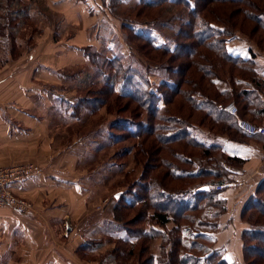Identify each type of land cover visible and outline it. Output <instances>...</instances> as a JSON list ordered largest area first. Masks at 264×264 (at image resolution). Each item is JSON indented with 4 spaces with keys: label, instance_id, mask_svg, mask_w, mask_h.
Returning a JSON list of instances; mask_svg holds the SVG:
<instances>
[{
    "label": "trees",
    "instance_id": "16d2710c",
    "mask_svg": "<svg viewBox=\"0 0 264 264\" xmlns=\"http://www.w3.org/2000/svg\"><path fill=\"white\" fill-rule=\"evenodd\" d=\"M132 1L140 10H149L147 13L164 4L182 3L189 7L193 16L186 22L182 34L184 39H189L188 44L173 38V45L169 46L160 43L157 36L142 31L144 28H140V22L127 19L123 27L133 37L144 41L147 49L158 53V64L146 66L143 62H136L139 64L135 67L119 57L107 59L104 63L107 72L102 69L103 83L89 84L86 95L70 103L69 113L78 117L84 110L96 113L112 98L126 101L125 105L128 106L119 108V111L126 113L129 110L130 115L121 116L123 122L117 121L113 126L122 130L123 135L139 139L138 143L143 145L137 143L138 157L142 155L143 161L149 158L157 162L146 163V169H158L160 165L166 168V171L155 174V178H151L146 171L143 180L134 184L128 192L132 198L121 196L117 199V214L110 220L116 235L110 237L126 246L117 249L125 257L132 256L135 249L141 254L142 248L146 251L149 264H232L226 250L216 247V231L227 211V203L220 197L222 191L214 186L231 182L228 167L241 165L242 160L223 151L219 143L201 140L197 132L206 126V122L213 121L226 127H210V138L217 139L220 134L241 138L239 134L243 130L238 126L240 115L227 112L225 106L233 101L245 107L254 100L255 93L261 90L264 94V80L259 77L254 59L237 55L229 48V42L241 35L237 31V23L234 22L232 26L227 20L208 17L202 10L216 4H250L255 10L241 6L236 12L246 15L253 24V33L257 29L264 31V6L255 3V0H108L106 7L113 13L118 5ZM15 5L17 8L11 11L12 21L6 22L8 18L0 15V20H6L2 19L5 22L3 25L7 24L6 28L12 23V28H17L14 17H22L29 12V6L22 0H7L0 5V10L8 11L7 7ZM146 47L143 46L144 49ZM184 48H189L186 53ZM197 48L206 51H203L206 57L204 62L196 70L198 77L188 74L185 66L182 70L180 65L163 63L166 56L168 62H174L183 53L188 59ZM152 67L165 71L156 90L149 73ZM227 78L231 79L228 83L230 86L219 87V83L226 82ZM240 81L247 82L249 88L238 90ZM185 83L190 89L182 87ZM179 95L186 100L185 104L181 101L174 107L180 106L176 111L171 104ZM145 112L147 119H140ZM111 137L116 142L122 135L113 134ZM159 141L161 144L155 146ZM165 152H168L167 157L162 156ZM206 184L212 186L209 191L199 190ZM149 206L153 211L150 212ZM138 207L140 212L136 214L135 222L139 220L140 223L135 226L131 224L134 222L127 220L125 209L135 210ZM241 214L249 223L242 232L244 261L246 264H264V178L244 204ZM171 221L175 222V226L167 230L166 226ZM155 237H162L167 243L160 254L149 251V241ZM98 246L96 240L88 238L81 243L79 253L96 251ZM120 252H115L114 260H121Z\"/></svg>",
    "mask_w": 264,
    "mask_h": 264
},
{
    "label": "rangeland",
    "instance_id": "374dc122",
    "mask_svg": "<svg viewBox=\"0 0 264 264\" xmlns=\"http://www.w3.org/2000/svg\"><path fill=\"white\" fill-rule=\"evenodd\" d=\"M6 1L0 0V5ZM83 1L22 0L25 5L29 6V12L24 13L22 17H14L17 19L14 22L17 26L15 29L12 28L13 23L7 28V24H3H5L6 18H8L6 22L13 20L11 11L17 8L16 5L7 7L8 11L0 10V15L2 14L5 18H2L4 21L0 20V65L11 64L27 66V68L31 66L36 70H41L45 65H48L52 70H55L53 79L45 78L42 72L36 74L38 89H43V95L52 93L54 97L55 111L53 120L49 124V132L55 147V160L57 159L55 166L68 170L66 172L75 176L74 178L79 180L82 187V192H73L74 195L69 192L71 189L54 186L53 192L48 194L53 195L43 200V203L48 204L52 213L46 219L42 216V219L39 217L37 223L44 222L50 226L52 240L43 239L45 240L43 248L37 249L41 258L31 260L28 264H40L42 255H48L49 252L55 255L59 254L63 259L68 260L69 264H149L146 251L142 248L141 254L139 250L135 249L133 255L127 257L117 250L126 246L110 237L116 235L110 220L117 214L118 198L121 196L132 198L128 192L133 189L134 184L143 180V174L146 171L151 178H155V174H158L159 171H166L165 166L160 165V168L154 170L146 169V163L149 162L150 165L157 164V162L149 158L143 161L142 155L138 157L136 147L139 139L125 136L122 130L113 126L117 121L123 122L121 116L130 115L129 110L126 113L119 111V108L128 106L125 105L126 101L112 98L108 105L102 106L96 113L92 114L90 111L84 110L78 117L71 115L74 119L70 120L66 117V113L71 112L70 103H75L79 97L86 95L88 90L86 87L89 84L101 85L103 83L102 69L107 72L104 64L107 59L119 57L135 67L139 64L136 62H143L146 66L158 64L156 55L158 53L147 49V45L141 39L133 37L123 27L125 22L129 19L140 22L139 25H142L140 28H144L142 31L147 35L157 36L158 41L165 45H173V38L188 44L189 39H184L182 34L186 22L192 18L193 14L187 5L175 2L152 8V11L147 13L149 10H140V7L132 1L125 5H118L115 12L111 13L106 7L108 0H91L88 5H85ZM255 1V3L264 6V0ZM84 5L93 16H82L85 14ZM241 6L255 10L254 6L247 3L244 5L230 3L229 5H210L207 10L202 11L208 17L214 16L220 20H227L232 26L236 22L237 31L243 39L255 42L264 49V31L257 29L253 33L251 32L253 24L247 20L245 14L236 12ZM13 14L15 15V13ZM95 36L97 41H89ZM77 45L80 47L78 51ZM188 49L184 48V53ZM203 51L206 52L197 48L194 54L190 55L192 59L190 57L186 59L183 53L182 57L174 62L170 60L168 62V56H166L163 63L180 65L182 70L185 66L188 74L198 77L196 70H199L200 63L204 62L206 58ZM149 73L156 90L165 71L152 67L149 69ZM174 78H178V76H174ZM226 80V82L221 81L225 84H219V87L222 88L225 85L229 87L228 83L231 79L227 78ZM182 87L190 89L187 83ZM183 97V95L175 97L176 99L171 104L173 110L177 111L180 108L179 106L174 109L181 101L182 104H185L184 100L186 99ZM235 104L238 107L237 103ZM130 108L132 109L133 106ZM147 117L148 114L145 112L140 119H147ZM205 125L201 129L208 133L210 127L222 129L226 127L223 124H215L213 121L206 122ZM113 134L122 135V138L114 142L111 137ZM220 135L225 136L226 134ZM160 144L159 141L155 146ZM138 145L142 146L143 144L138 143ZM176 146L180 147V145ZM162 156L167 157L168 152ZM162 156L161 159H163ZM154 158L157 159L155 154ZM117 193H120L119 197H116ZM243 193V197L249 196V190L245 189ZM19 196L30 201L33 204V209L36 210L37 205L32 198ZM239 205L240 203L236 201L233 208H238ZM138 206L140 207V205ZM139 207L135 210L125 209L127 220L134 222L131 224L135 226H139L140 223L139 220L135 222V216L140 212ZM149 207L150 212L153 211L152 207ZM240 219L241 221L238 220L243 225H249L242 214ZM173 226H175V222L171 221L166 229L169 230ZM203 230L208 229L203 228ZM88 238L98 242V249L79 253L81 243ZM240 241L242 243V235ZM149 243V251L154 254H160L161 248L167 246L162 237H155ZM22 251L23 253L28 252V250ZM116 251L121 253V260H114ZM242 260L244 261L243 255ZM243 261L234 264H246Z\"/></svg>",
    "mask_w": 264,
    "mask_h": 264
},
{
    "label": "crops",
    "instance_id": "0c3cea01",
    "mask_svg": "<svg viewBox=\"0 0 264 264\" xmlns=\"http://www.w3.org/2000/svg\"><path fill=\"white\" fill-rule=\"evenodd\" d=\"M88 2L91 3V0L83 1L85 5H88ZM85 5V14L82 16H93L86 10ZM95 37L89 41H97ZM76 48L77 51L80 49L78 45ZM229 48L237 55L254 59L259 77L264 80V49L241 36L229 42ZM54 71L48 65L41 70L31 66L27 68L11 64L0 65V167L36 163L42 168L40 174L26 179L15 188L17 194L32 198L36 202V210L21 213L0 207V264H28L31 260L41 258L37 249L43 248L47 238L49 241L52 238L50 226L37 222L39 217L46 219L52 213L43 200L53 195L48 194L53 192L54 186L71 189L70 193L82 192L81 184L75 176L68 174V170L55 166V147L49 132V124L55 111L54 97L52 93L43 95V89H38L39 84L36 82L37 72H42L47 79H53ZM247 85V82L240 81L238 90L249 88ZM225 87L226 85L222 88ZM238 107L239 118L245 117L252 122L264 123V94L261 90L254 94L251 103ZM66 117L68 120L74 119L70 113H66ZM241 132L239 139L227 135L214 139L210 138L205 130L197 132L201 140L219 143L223 151L242 160L241 165L228 167L232 181L220 193V197L226 200L228 211L222 216L220 228L216 231V247L224 248L233 264L243 261L240 240L246 226L240 222L242 209L264 178V136ZM245 189L249 190V196L246 198L243 197ZM236 201L240 205L233 208ZM22 250L28 252L23 253ZM40 264L69 263L59 254L49 252L48 255H42Z\"/></svg>",
    "mask_w": 264,
    "mask_h": 264
},
{
    "label": "built area",
    "instance_id": "2783aa9c",
    "mask_svg": "<svg viewBox=\"0 0 264 264\" xmlns=\"http://www.w3.org/2000/svg\"><path fill=\"white\" fill-rule=\"evenodd\" d=\"M225 110L233 115H238V107L235 103H229ZM238 126L241 130L252 135L264 136V124L257 125L249 120L239 118ZM42 172V168L36 163L14 164L0 167V207L14 209L17 212L27 213L33 210V204L16 193L17 185L26 179ZM226 184H217L215 189L221 191ZM211 188V187H210Z\"/></svg>",
    "mask_w": 264,
    "mask_h": 264
},
{
    "label": "water",
    "instance_id": "95a60500",
    "mask_svg": "<svg viewBox=\"0 0 264 264\" xmlns=\"http://www.w3.org/2000/svg\"><path fill=\"white\" fill-rule=\"evenodd\" d=\"M199 190H204V191H209L210 190V186L208 184L206 185H203L199 188ZM120 196V193H117L116 194V197H119Z\"/></svg>",
    "mask_w": 264,
    "mask_h": 264
}]
</instances>
